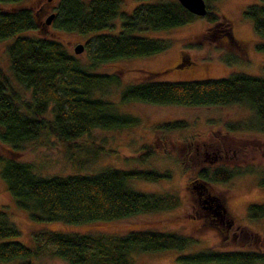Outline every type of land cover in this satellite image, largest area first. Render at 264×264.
I'll return each mask as SVG.
<instances>
[{
	"label": "trees",
	"instance_id": "obj_1",
	"mask_svg": "<svg viewBox=\"0 0 264 264\" xmlns=\"http://www.w3.org/2000/svg\"><path fill=\"white\" fill-rule=\"evenodd\" d=\"M20 1L0 0L3 3ZM140 1L126 12L120 10L121 0H58L52 20L54 27L91 34L84 45L90 58L88 66L55 38L19 34L38 27L30 6L0 8V40L11 39L6 50L12 78L20 88L29 91L28 96H23L21 89L12 84L0 67V141L9 151V154L0 153V177L14 204L26 211L32 220L86 223L123 219L170 209L178 203L175 193L144 192L132 186L133 179L157 181L169 177L167 169L109 166L95 172L41 175L33 170L30 161L16 157V153L31 141L72 149L74 140L93 128H119L137 123L136 116L118 111L115 102L103 96L109 92L108 85L119 83V74L94 71L90 66L164 51L169 46L168 40L135 31L165 29L187 23L197 16L178 0ZM204 1L206 13L203 16L209 25L199 37L204 40L219 37L222 60L236 61L237 55L243 54L242 44L234 37L229 20L214 8V0ZM243 13L250 18L254 32L264 37V3H250ZM118 15V31H105L114 27L111 21ZM257 48L264 49V43L257 44ZM186 62L182 59L180 63ZM143 73L140 81L120 89L121 102L137 100L186 106L243 104L251 110L250 117L227 122L225 126L239 131H264L262 76L232 72L219 78L164 81L156 79L157 71ZM185 126L187 122L181 119L158 123L155 134ZM153 153L152 145L143 144L138 158L146 161ZM255 168L253 164L205 166L197 170L190 184L196 189L198 203L210 205L203 202L208 199L202 193L207 184L228 181L252 173ZM255 174L258 183L264 185V169L256 170ZM209 196L212 197L211 192ZM210 203L211 209H216L214 203ZM247 215L250 219L264 216V202L249 203ZM205 220L219 229L215 220ZM18 235L14 222L0 209V262L19 259V264H38L31 259L49 254L68 264H131L134 252L182 250L191 239L190 235L174 231L149 229L119 235L38 230L33 232V245L27 246L13 239ZM249 235L252 248L218 250L208 246L181 255L178 260L192 264H264V236L256 231Z\"/></svg>",
	"mask_w": 264,
	"mask_h": 264
},
{
	"label": "rangeland",
	"instance_id": "obj_2",
	"mask_svg": "<svg viewBox=\"0 0 264 264\" xmlns=\"http://www.w3.org/2000/svg\"><path fill=\"white\" fill-rule=\"evenodd\" d=\"M139 2L141 1L121 0L120 10L129 12ZM250 3H264V0L213 1L214 8L229 20L234 37L243 46V54L237 55L236 61L222 60L220 45L217 42L219 37L211 40L199 37L209 25L204 16L197 15L187 23L165 29L135 31L136 34L168 40L169 46L161 52L112 59L96 67L90 66V69L119 74V83L108 85L109 92L103 96L113 100L118 111L136 116L137 123L119 128H93L74 140L75 146L72 149L65 146L49 147L38 141H31L16 153L20 160L30 161L33 170L41 175L95 172L109 166L158 171L167 169L170 172L169 177H161L157 181L133 179L132 186L144 192L175 193L178 196L177 205L170 209L140 213L123 219L86 223L35 221L28 217L26 211L14 204L0 177V209L8 214L19 230V235L13 239L32 246L33 232L38 230L119 235L131 230L149 229L174 231L191 237L188 245L182 250L134 252L131 264H192L178 260V257L208 246L218 250L252 248L249 233L256 231L264 236V216L250 219L247 215L249 203L264 202V185L258 183L255 174L256 170L260 172L264 169V131H239L225 126L227 122L249 118L251 110L248 106L237 103L186 106L119 100L120 89L126 84L140 81L143 71H157L156 79L164 81L219 78L232 72L264 77V49L257 48V44L264 43V37L254 32L250 18L243 13ZM57 4L58 0H21L17 3L0 2V8L30 6L34 14L38 15V27L21 31L19 34L55 38L61 41L68 51L74 53L82 64L88 66L90 58L85 48L75 53L73 47L77 43L85 45L91 34L56 28L52 22L53 18L49 24L44 22L49 13L56 12ZM111 23L114 27L105 31L116 33L120 27V16L112 19ZM10 40H0V67L10 77L12 84L21 89L22 95L28 96L29 91L16 84L9 69L6 46ZM183 51L189 59L186 63H180L179 60L180 54L185 60ZM227 56L231 57L229 54ZM177 119L186 121L187 126L155 134L156 124ZM143 144H150L154 148V153L146 161H140L138 158ZM5 148L6 144L0 141V153L9 154ZM251 164L256 167L252 173L238 175L224 182L207 184L202 193L205 194L208 190V193L214 195L213 201L218 205L216 210L207 211L198 203L196 189L192 188L190 183L199 168ZM212 213L214 215H211ZM211 217L219 229L205 223V219L210 220ZM31 260L38 264H68L65 260L49 254ZM19 261L11 259L0 264H19Z\"/></svg>",
	"mask_w": 264,
	"mask_h": 264
},
{
	"label": "water",
	"instance_id": "obj_3",
	"mask_svg": "<svg viewBox=\"0 0 264 264\" xmlns=\"http://www.w3.org/2000/svg\"><path fill=\"white\" fill-rule=\"evenodd\" d=\"M182 5L183 7H185L189 12L195 14V15H198V16H203L205 15L206 13V4H205V1L204 0H178ZM54 16V13H49L44 22L46 24H49L52 20ZM84 48V45L82 43H77L74 45L73 47V51L75 53H79L83 50ZM208 198L211 200H215V197L212 196H208ZM218 206V205H217Z\"/></svg>",
	"mask_w": 264,
	"mask_h": 264
},
{
	"label": "flooded vegetation",
	"instance_id": "obj_4",
	"mask_svg": "<svg viewBox=\"0 0 264 264\" xmlns=\"http://www.w3.org/2000/svg\"><path fill=\"white\" fill-rule=\"evenodd\" d=\"M42 11H44V10H42ZM52 13H54V12H52ZM36 16H38V15H36ZM183 55H184V53H182ZM186 55V54H185ZM182 59H184L183 58V56L180 54V57H179V60H182ZM187 59V61H189V59L187 58V55H186V57H185V60ZM204 193V192H203ZM209 194L210 193H205V195H206V197L208 198V196H209ZM213 196V195H212ZM215 201V200H214ZM213 200H211V198L209 199H203V202H207V203H209L210 205H203L202 207L205 209V210H207V211H210V210H216V209H211L212 208V206H211V203L210 202H213L214 203V206L216 207L217 205H216V203L214 202ZM216 208H218V207H216ZM210 213V212H209ZM209 213H207V215L208 216H210V214ZM211 215H214V213H212ZM222 214H220V219L222 220ZM211 219H213L212 217H211ZM215 219V218H214Z\"/></svg>",
	"mask_w": 264,
	"mask_h": 264
}]
</instances>
